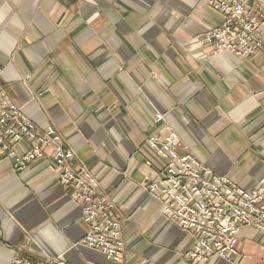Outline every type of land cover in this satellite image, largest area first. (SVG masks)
Listing matches in <instances>:
<instances>
[{
    "label": "crops",
    "instance_id": "0c3cea01",
    "mask_svg": "<svg viewBox=\"0 0 264 264\" xmlns=\"http://www.w3.org/2000/svg\"><path fill=\"white\" fill-rule=\"evenodd\" d=\"M223 21L205 0H0L2 86L95 174L125 242L120 263L82 244V207L48 149L24 171L0 158V264H187L193 236L142 187L164 171L147 139L170 127L238 187L264 179V26L261 51L242 59L196 41ZM238 240L239 258L208 264H264L260 233L243 228Z\"/></svg>",
    "mask_w": 264,
    "mask_h": 264
},
{
    "label": "built area",
    "instance_id": "2783aa9c",
    "mask_svg": "<svg viewBox=\"0 0 264 264\" xmlns=\"http://www.w3.org/2000/svg\"><path fill=\"white\" fill-rule=\"evenodd\" d=\"M251 1L205 0L224 21L196 41L214 54L230 53L242 59L261 51L264 15L260 2ZM2 74L0 68L1 160L16 171H24L43 160L50 149L59 184L70 189L82 207L86 226L82 244L101 252L107 261L120 263L125 253L124 229L114 213V202L95 174L75 163L74 151L64 148L62 137L52 126L39 129L10 101L1 84ZM163 121L164 116L157 114L155 122ZM146 146L162 161L164 171L142 187L160 202L167 220L193 236V247L184 256L187 264H208L215 257L235 261L241 255L238 234L243 228L264 237V179L253 189L238 187L185 152L178 134L170 127H165L163 136L149 137ZM12 264L71 263L62 258L33 262L18 255Z\"/></svg>",
    "mask_w": 264,
    "mask_h": 264
}]
</instances>
